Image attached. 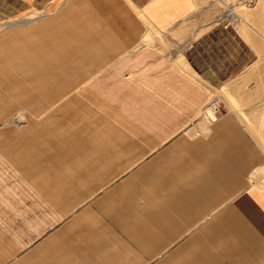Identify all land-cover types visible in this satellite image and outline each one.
Segmentation results:
<instances>
[{
  "label": "crops",
  "instance_id": "0c3cea01",
  "mask_svg": "<svg viewBox=\"0 0 264 264\" xmlns=\"http://www.w3.org/2000/svg\"><path fill=\"white\" fill-rule=\"evenodd\" d=\"M203 2L0 0V264H264V154L202 114L257 50Z\"/></svg>",
  "mask_w": 264,
  "mask_h": 264
},
{
  "label": "rangeland",
  "instance_id": "374dc122",
  "mask_svg": "<svg viewBox=\"0 0 264 264\" xmlns=\"http://www.w3.org/2000/svg\"><path fill=\"white\" fill-rule=\"evenodd\" d=\"M14 19L10 17L7 22H16ZM200 20L202 24L224 22L232 25L257 50L256 62L231 83V91L225 92V97L218 95L213 99L218 100V116L224 105L233 106L264 154V0H204Z\"/></svg>",
  "mask_w": 264,
  "mask_h": 264
},
{
  "label": "built area",
  "instance_id": "2783aa9c",
  "mask_svg": "<svg viewBox=\"0 0 264 264\" xmlns=\"http://www.w3.org/2000/svg\"><path fill=\"white\" fill-rule=\"evenodd\" d=\"M219 105L218 100L213 99L210 101V103L203 109L202 113L204 116H206L210 121H215L218 116L219 112Z\"/></svg>",
  "mask_w": 264,
  "mask_h": 264
}]
</instances>
